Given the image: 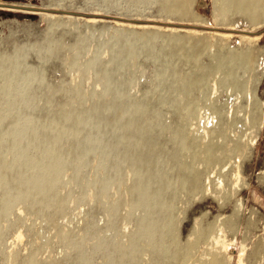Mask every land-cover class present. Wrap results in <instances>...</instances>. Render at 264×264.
Segmentation results:
<instances>
[{
    "label": "rangeland",
    "instance_id": "rangeland-1",
    "mask_svg": "<svg viewBox=\"0 0 264 264\" xmlns=\"http://www.w3.org/2000/svg\"><path fill=\"white\" fill-rule=\"evenodd\" d=\"M198 2L191 0L189 4L192 5L188 4L184 14L179 10H165L160 0H0V116L5 117L0 134L5 136L6 144L13 143V133L7 134L4 129L13 124L16 112L24 116L30 111L38 116L40 113L44 123L70 105L89 110L95 102L109 107L119 103L111 95L100 93L105 79L99 75L96 64L103 62L106 67L115 65L109 72L108 82L111 86L120 83L126 105L131 107L148 101L155 109L156 116L135 126L134 130L129 123L124 128L142 134L152 124L153 132H162L161 139L171 150L170 136L177 125L184 122L188 128L186 135L196 143L192 150L205 157L202 147L204 140L212 135L209 124L214 120L213 103L223 102L224 92L215 98V82L211 77L206 86L188 90L196 99L186 100L185 91L176 96L171 83L158 74L162 65L158 56L159 51H163L162 41L155 43L157 55H151L141 48V35L157 29L166 37L198 36L210 51L214 48L223 52L250 51L254 70L246 72L252 75L249 93L252 100L261 103V122L255 125L245 120L249 111L246 95L232 93L229 96L231 103L225 105V114L228 120L229 115L233 119L229 120L228 139L223 141V169L221 173H212V186L192 197L194 200L191 197L178 200L176 218L181 222L177 229L185 242L196 217L205 215L206 224L228 216L235 202L241 200L242 208L235 225H217L209 238L232 256L230 264H264V0L253 16L229 4L217 9L215 0H206L203 6H198ZM40 8L46 10L40 11ZM194 17H200L199 21ZM197 60L199 58L179 57L172 63L182 71ZM201 60L207 63L209 57L204 55ZM199 94H206V98H199ZM170 98L183 103L182 116L175 112L177 103H172ZM160 121L164 126H160ZM84 130L88 131L86 138L78 143L84 147L83 153L71 165L60 163V160L72 159L67 152L70 141L64 143V150H48L37 135L30 141L31 145L26 146L25 157L41 156V160L25 166L20 183L24 193L11 196L6 203L9 209L4 212L0 226V264H22L30 252L36 255L35 264H79L77 256L80 254L85 256L84 264H114L115 258L122 257L118 249L113 256H108L110 246L116 243L117 232L127 225L131 231L124 232L126 241L138 232L136 215L142 214L144 208L138 207L135 198L133 202L128 199L122 202L117 212L110 208L111 198L125 195L118 178L122 177L125 182L133 180V186L137 187L135 170H129L120 162L114 171L111 170L114 177L104 176L107 169L103 158L105 148L114 144L116 152L124 147L117 143L119 129L103 131L105 136L111 133L106 136L108 141L96 138L92 124L86 125ZM14 141L19 145L22 140ZM6 149L5 145L0 146L2 156ZM7 165L0 160L1 169L10 171ZM209 176H204L205 184ZM6 179L0 176L3 196L11 192L4 183ZM48 183L53 195L63 193L66 196L51 207L44 197V185ZM228 187L232 188L231 195L221 196ZM139 199L145 198L139 196ZM130 213L135 217L133 220L128 219ZM47 214L54 216L49 220ZM243 251L244 262L240 263ZM175 262L178 263L173 261L172 264Z\"/></svg>",
    "mask_w": 264,
    "mask_h": 264
},
{
    "label": "bare ground",
    "instance_id": "bare-ground-1",
    "mask_svg": "<svg viewBox=\"0 0 264 264\" xmlns=\"http://www.w3.org/2000/svg\"><path fill=\"white\" fill-rule=\"evenodd\" d=\"M190 1L191 0H160V3L165 10L174 9L184 13ZM262 1L263 0H215V3L217 9L224 8L229 4L234 6L236 10L253 16L258 11L259 4ZM39 10H46V8H40ZM216 17H218V12ZM226 17H228L227 14ZM199 18L194 17V20L199 21ZM221 19H223V17H221ZM141 37L143 38L141 48H144L145 51L151 55L158 52L155 43L157 41L159 43L162 41L163 51L160 50L158 55L162 61V65L158 74L164 80L171 83L170 85L173 86L172 89L176 96H178L181 91H185L184 96L186 95V100L190 102L193 98L196 99L194 96L190 95L188 90L193 87L201 88L202 86H206L208 79L211 77L215 82V98L216 96H221L224 92V101L213 103L212 113L214 120L213 124H209L211 125L209 130L212 135L204 140V145L202 147L205 157H200L196 150H192L196 148V143L186 135L188 128L184 122H180V125H177V129H175L170 136L169 141L172 142L171 150H168L165 141H162V132H153L152 124H149L142 134H136L124 128L127 123H129V125H132L131 129L134 130L135 126H139L147 122L150 118L155 117V109L149 105L150 103H148V101H143L138 105H136V103L135 106L131 105V107L126 105L128 103H125V95L119 87L120 83L111 86L108 82V78L110 77L109 72L115 69V65L106 67L103 62H99L96 64L97 71L100 73L99 75L101 78L105 79L100 93L103 95H111L113 99H118L119 103L114 104L113 107H109V105L95 102L90 105L91 107L89 110L79 105H70L62 109L56 115H49L50 118L44 123H42L43 119H40L42 117L40 113L38 116L33 111H30L28 115L24 116L16 112L13 114V124H8L6 128L4 126V131L7 134L13 133L11 137L13 143L9 145L6 144L4 142L5 136L0 134V146L4 147L5 145L7 147L3 154L4 157L0 154V160L6 161L8 163V169H10V171H6L0 168V176L7 177L4 183H7L11 191L10 194L6 196L0 193V226L2 224L4 212L9 209L6 203L11 200V196H20L24 193V188L20 183L21 179H23L25 166L38 164L41 160V156H24L26 155L24 151L26 146L31 145L30 141L33 140L35 136L40 135L42 143L46 145V149L48 150H64V143L70 141L71 145L67 152L72 156V159L70 161L63 159L60 160V163H63V165H71L73 161L77 160L81 156V153H83L84 147L82 145L80 146L78 143L86 138L88 133V131L86 132L84 130V127L92 124L93 127H95L94 132L98 140L105 139V141H108L106 137L108 133H106V136L103 134L105 129H111V131L119 129V133L117 132V143L124 144V147L116 152H114V144L112 146L108 145L107 148H105L103 158L107 162V169L104 171V176L114 177V173H111V170L113 168L114 171V169L121 164L120 162L125 163L129 170H135L134 177L137 182V187L133 186V180L130 181L129 179L128 182H125L122 177L118 178L117 182L121 183L125 195L118 198H111L110 208L117 212L122 202L127 199L133 202V198L138 201V207L144 208L142 214L136 215L138 232L135 231V235L133 234L134 236L132 235L129 241L124 240L123 234L130 228H128L127 225H123L120 231L117 228L119 233L117 232L115 237L116 243L110 246L109 249L111 252L109 253L108 251V256H113L115 250L118 249L121 251L122 257L119 259L115 258V260L111 258L114 264H172L173 261H177V264H230L232 256H228L229 254L226 253V250L216 245L209 236L212 233L211 230L217 225H226L229 227L235 225L237 216L242 208L241 200L235 202L233 211L228 216L223 215L224 217L215 218L212 221L206 222V224L204 222L205 215L196 217L191 232L185 242L181 240L180 231L177 229L178 224L181 223L176 218V213L179 211L177 202L184 197L192 198L197 194L200 195L206 188L209 189L213 182L211 179L212 173H219L222 171L223 168H221V164H223V153L225 148L223 141L228 139V131L233 119L230 115L228 118L231 122L227 119L225 114L227 110H225L224 107L226 104L231 103L228 102V100L232 93H243L248 99L247 104L249 111L245 115V120L255 125L261 122L263 117V112L260 107L261 103L258 100H252V94L249 93V89L252 85L250 79L252 75L248 76L246 73L250 70H254L252 67L251 52H235L233 50L223 52L216 48L210 51L207 50V44L198 36L187 37L174 35L166 37L162 36L157 29L148 34H143ZM204 55L209 57L207 63L201 60ZM179 57H196L199 58V60L190 64L188 69L184 68L186 70L181 71L177 70L176 65L172 63L173 60ZM241 71L242 73H240ZM199 95V98H206V94ZM165 97H167V95ZM163 99L161 98V100ZM173 101L171 102L173 103ZM171 102L170 104L173 106L174 104ZM174 102L177 103L176 101ZM184 108L183 103H177V105H175V112L179 113V116H182ZM4 120L5 117L0 116V132ZM160 126H164L161 121ZM55 128H59L60 130L56 131ZM209 130L205 132H209ZM110 134L111 133H109L108 136ZM128 138H131V140ZM18 139L19 141L22 140L19 142V145H17L18 143L15 144L16 142L14 141ZM135 141L138 144H136ZM198 153L200 152L198 151ZM117 162L119 163L117 164ZM200 164L204 166L200 167ZM59 170L61 171V169ZM59 173L58 171V178L60 177ZM206 174H210V176L207 180L208 182L205 184L203 178ZM238 181L239 178H237V182ZM44 186L46 189L44 197L48 198L51 203L50 207L54 206L56 202L65 199L66 196L63 193L52 194V190L50 189L51 184L48 183ZM183 191L186 192L184 196L182 195ZM110 193L112 194V192ZM231 193L232 188L230 189L228 187L222 191L221 196L226 197L231 195ZM33 194L36 193L34 192ZM131 195L133 197H131ZM139 196L145 199H139ZM139 202H143V205H140ZM51 211L53 212V210ZM47 212L48 211L45 213ZM129 215L128 219L132 217L135 218L132 216L133 213ZM52 216L54 215L47 214V219L50 220ZM128 236H130L129 233ZM32 241H34V239ZM36 246L37 245H35V247ZM243 254L244 251L239 257L240 263L244 262ZM83 255L80 254L77 256V262L79 264H84L85 256ZM35 256L36 255L30 252L22 264H35ZM105 263L107 262L105 261Z\"/></svg>",
    "mask_w": 264,
    "mask_h": 264
},
{
    "label": "water",
    "instance_id": "water-1",
    "mask_svg": "<svg viewBox=\"0 0 264 264\" xmlns=\"http://www.w3.org/2000/svg\"><path fill=\"white\" fill-rule=\"evenodd\" d=\"M206 4V0H199L198 6H203Z\"/></svg>",
    "mask_w": 264,
    "mask_h": 264
}]
</instances>
